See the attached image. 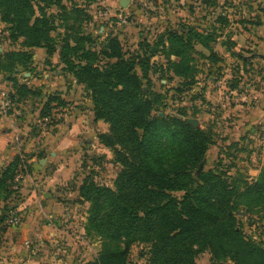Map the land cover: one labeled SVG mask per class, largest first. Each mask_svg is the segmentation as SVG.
I'll return each instance as SVG.
<instances>
[{
	"label": "trees",
	"instance_id": "trees-1",
	"mask_svg": "<svg viewBox=\"0 0 264 264\" xmlns=\"http://www.w3.org/2000/svg\"><path fill=\"white\" fill-rule=\"evenodd\" d=\"M63 1L0 0V23L7 26L11 43L18 45L0 52V76L12 84L16 104L29 96L40 98L41 89L19 84L15 75L30 71L33 49H45L48 57L58 53L62 71L84 85L94 119L109 125V132L99 139L113 150L122 167L115 190L86 180L79 188V196L90 203L85 231L103 241L100 255L91 264H126L129 249L137 242L151 245L150 264H195L194 257L203 251L215 262L225 258L240 262L245 255L262 253L236 231L234 212L239 207H264V171L254 182H245L242 190L229 183L225 173L205 171L211 133L174 116L153 114L161 96L149 98L142 91V79L155 53L165 55L166 71L192 85L195 67L190 53L195 44L207 48L206 39L211 37L194 26H182L167 30L153 46L140 43L139 51L130 55L111 37L100 51L108 60L100 67L99 56L92 46L86 47L90 37L81 32L82 9L77 5L67 8L69 13L63 8L61 15L63 23L72 21L65 29L74 34L64 37L59 46L51 36L56 25L49 9L62 6ZM66 106L58 93L47 94L39 115ZM23 166V159L16 156L2 168V201L17 202L12 184ZM7 216L1 217V224ZM258 259L255 264H264V253Z\"/></svg>",
	"mask_w": 264,
	"mask_h": 264
},
{
	"label": "rangeland",
	"instance_id": "rangeland-1",
	"mask_svg": "<svg viewBox=\"0 0 264 264\" xmlns=\"http://www.w3.org/2000/svg\"><path fill=\"white\" fill-rule=\"evenodd\" d=\"M204 1L202 3V0H129L127 7L122 8L119 0H64L62 6H52L49 9L55 17L56 25V30L51 36L59 46L64 37L74 34L73 31L65 29L70 27L72 21L63 23L61 15L64 13L63 8L68 12L67 8L77 5L82 9L81 32L90 37L86 47L92 46L99 56L97 65L100 67L108 61L100 54L106 39L115 37L127 55L138 52L140 43L146 42L153 46L167 30H179L184 22L183 16L178 15L185 9L191 15L190 23L194 25H205L202 21L207 13H210V20L214 22L218 13L224 11L229 23L238 21L251 24L253 26L251 34L257 40L264 41V0ZM206 7H210V10L207 11ZM220 32L226 35L231 33L230 30L227 32L213 30L208 35L211 38L206 39L207 48L201 44L193 46L190 53L191 64L195 67L192 85H187L188 80H182L175 77L172 72L166 71L168 62L165 55L155 53L150 56L147 80L142 79V91L146 92L149 98L153 97L152 94L161 96L154 104L153 114L174 116L185 123L186 119H194L196 121L192 125L194 128L210 132L212 142L205 154L204 170L225 173L228 182L242 190L245 182H254L264 171V119L263 122L249 120L254 119V113L258 111H261L264 118V64L251 57L253 49H245V53H242L237 50L238 48L234 49L231 41H229L231 46H227L228 51L218 47L216 39ZM0 35V44L6 49L18 48V45L11 43L7 26L3 23H0ZM70 44H73L72 41ZM165 45L167 46L166 42ZM170 59L177 60L173 56H170ZM136 72L141 76L139 68H136ZM62 73L66 83L68 78H71L80 86V97L89 103V106L84 105L83 111L90 112L94 124L90 132V141L82 140L80 143L82 152L74 177L66 186H60L64 190H59L61 197L68 200L63 215L56 223L70 237L66 239L67 236L64 234V238L60 236L61 238L52 245L60 249L70 248L71 251L73 249L70 255L73 264H91L100 255L103 241L93 232L85 231L90 203L79 196V188L86 180L115 190L114 183L122 167L116 162L113 150L99 139L100 135L109 132V125L102 120L94 119L93 103L86 94L84 85L78 84L67 72ZM53 93L58 92H50ZM46 95L42 93L43 101ZM254 109L257 110L254 112ZM53 112L49 114L45 112V115L38 118L45 119L50 124ZM14 184L15 182L12 189ZM12 191L17 192L14 199L18 200L20 195L18 190ZM17 208L14 204L0 199V219L5 215L21 214L26 211L25 209L18 212ZM234 215L236 231L241 233L246 242L264 253V207L250 209L239 207ZM150 248L149 243H134L127 254L126 264H150ZM262 253L245 255L243 259L241 257L240 262L230 258L215 262L208 251H203L197 254L193 261L195 264H255L258 260L261 261L258 257Z\"/></svg>",
	"mask_w": 264,
	"mask_h": 264
},
{
	"label": "crops",
	"instance_id": "crops-1",
	"mask_svg": "<svg viewBox=\"0 0 264 264\" xmlns=\"http://www.w3.org/2000/svg\"><path fill=\"white\" fill-rule=\"evenodd\" d=\"M206 9L209 11L210 7ZM209 14H205L202 21L205 25L190 23L191 15L187 9L178 16H183L182 26H195L203 34L210 35L213 30H230L229 35L221 32L220 36L217 35L216 45L228 51L227 46L232 44L242 53H245V49H253L251 57L264 64V41L257 40L251 34V24L238 21L229 23L224 11H220L212 22ZM5 49L4 45H0V52ZM31 53L30 71L20 70L15 75L16 81L32 89H41L43 95L57 91L68 103L66 107L53 109L57 113L53 112L52 122L46 127L42 126L45 119L38 118L44 104L42 96L22 99L18 104L20 117L0 118V169L16 156L23 159L25 166L18 170L16 176L20 178L13 185L20 195L17 202L12 204L18 207V212L26 209L21 213L20 226L8 227L0 223V264H73L70 261L73 249H60L52 245L60 236H67L56 223L63 215L68 200L61 197L59 190H64L60 186H66L74 177L82 152L80 143L82 140L90 141L94 123L90 112L83 111L84 105L89 106V103L80 97V86L71 78L66 83L58 53L48 57L42 48L33 49ZM0 84L14 93L12 84L2 80L1 76ZM260 112H255V118L249 120L263 122Z\"/></svg>",
	"mask_w": 264,
	"mask_h": 264
},
{
	"label": "built area",
	"instance_id": "built-area-1",
	"mask_svg": "<svg viewBox=\"0 0 264 264\" xmlns=\"http://www.w3.org/2000/svg\"><path fill=\"white\" fill-rule=\"evenodd\" d=\"M12 93V91L3 88L0 84V118L9 119L12 117L16 119L21 115V111L18 104H16L11 98ZM42 126L46 127L49 126V124L48 122L44 121L42 122ZM21 169H23V167ZM19 178L20 176L17 175L14 181V185L18 183L17 181L19 180ZM13 188L16 189V187ZM21 222L22 215L14 213L7 216L4 224L8 227H18L21 225Z\"/></svg>",
	"mask_w": 264,
	"mask_h": 264
},
{
	"label": "water",
	"instance_id": "water-1",
	"mask_svg": "<svg viewBox=\"0 0 264 264\" xmlns=\"http://www.w3.org/2000/svg\"><path fill=\"white\" fill-rule=\"evenodd\" d=\"M128 4H129V0H119V5H120V7H122V8L127 7ZM186 122H187L188 124L193 125V124H195L196 121H195L194 119H186Z\"/></svg>",
	"mask_w": 264,
	"mask_h": 264
}]
</instances>
